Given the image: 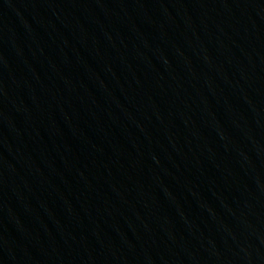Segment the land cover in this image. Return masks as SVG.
<instances>
[{
    "label": "water",
    "instance_id": "obj_1",
    "mask_svg": "<svg viewBox=\"0 0 264 264\" xmlns=\"http://www.w3.org/2000/svg\"><path fill=\"white\" fill-rule=\"evenodd\" d=\"M0 264H264V0H0Z\"/></svg>",
    "mask_w": 264,
    "mask_h": 264
}]
</instances>
